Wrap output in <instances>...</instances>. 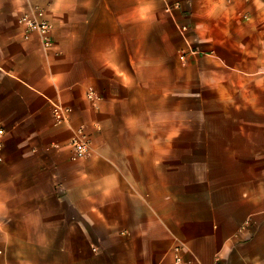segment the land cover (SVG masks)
I'll return each instance as SVG.
<instances>
[{
  "label": "crops",
  "instance_id": "obj_1",
  "mask_svg": "<svg viewBox=\"0 0 264 264\" xmlns=\"http://www.w3.org/2000/svg\"><path fill=\"white\" fill-rule=\"evenodd\" d=\"M0 123V264H264V0H0Z\"/></svg>",
  "mask_w": 264,
  "mask_h": 264
},
{
  "label": "built area",
  "instance_id": "obj_2",
  "mask_svg": "<svg viewBox=\"0 0 264 264\" xmlns=\"http://www.w3.org/2000/svg\"><path fill=\"white\" fill-rule=\"evenodd\" d=\"M36 17H32L31 15H25L20 19V23L24 25L30 32L36 31L48 37L51 26L48 21L44 18L43 10L37 9L35 11ZM46 44H48V39L45 40ZM5 135V130L0 123V139ZM73 156L75 159H84L87 158L90 154V141L85 133L80 131L72 144Z\"/></svg>",
  "mask_w": 264,
  "mask_h": 264
}]
</instances>
